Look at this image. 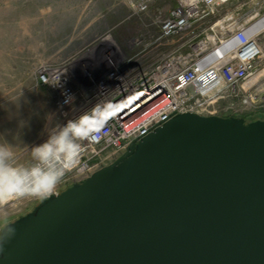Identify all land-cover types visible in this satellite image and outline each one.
<instances>
[{
  "label": "water",
  "instance_id": "obj_1",
  "mask_svg": "<svg viewBox=\"0 0 264 264\" xmlns=\"http://www.w3.org/2000/svg\"><path fill=\"white\" fill-rule=\"evenodd\" d=\"M3 234L0 264H264V120L174 115Z\"/></svg>",
  "mask_w": 264,
  "mask_h": 264
},
{
  "label": "built area",
  "instance_id": "obj_2",
  "mask_svg": "<svg viewBox=\"0 0 264 264\" xmlns=\"http://www.w3.org/2000/svg\"><path fill=\"white\" fill-rule=\"evenodd\" d=\"M177 2L159 24L155 48L167 44L168 54L158 67L161 70L151 68L133 82L123 79L101 92L111 100L93 102L99 97L96 91L74 81L73 73L63 71L62 65L40 70L38 84L55 97L64 144L14 176L20 183H33L22 193L10 187L14 201L39 202L57 196L65 187L116 162L132 143L174 115L262 116L264 27L257 25L264 20V0ZM209 15L212 22L207 20ZM168 21L173 23L171 34L162 32ZM244 53L248 54L242 57ZM87 87L90 90L84 93Z\"/></svg>",
  "mask_w": 264,
  "mask_h": 264
},
{
  "label": "rangeland",
  "instance_id": "obj_3",
  "mask_svg": "<svg viewBox=\"0 0 264 264\" xmlns=\"http://www.w3.org/2000/svg\"><path fill=\"white\" fill-rule=\"evenodd\" d=\"M147 1V12L135 9ZM176 6L177 0H0V230L35 206L11 198L18 179L5 169L20 176L64 144L53 94L37 83L40 70L64 62L90 69L109 36L123 48L134 41L138 51H150L160 38L158 19ZM154 60L145 54V62Z\"/></svg>",
  "mask_w": 264,
  "mask_h": 264
},
{
  "label": "bare ground",
  "instance_id": "obj_4",
  "mask_svg": "<svg viewBox=\"0 0 264 264\" xmlns=\"http://www.w3.org/2000/svg\"><path fill=\"white\" fill-rule=\"evenodd\" d=\"M215 1H218V0H215ZM230 3H227V4H230ZM147 7H148V1L145 2L144 5H142V4L139 6L137 5L135 9L136 10L139 9L140 11L144 10L143 12H147V10H148ZM143 12H141V14H144ZM170 14H172V12L168 13L166 17L170 16ZM158 15H160V16H158V18L161 17V13ZM158 20H159V24L163 21V19L160 20V18ZM207 20L212 22V17L209 15ZM172 25H173V23L168 21V23H166L163 26L162 32L164 30V32L171 34V32L174 30ZM261 26L264 27V20L259 22L257 25L258 28ZM156 27L158 28V35H160L161 34V27L160 26H156ZM175 27H178V24L175 25ZM203 27H206V26H203ZM236 32H238V31H236ZM133 42H132V44L128 43L127 48H123V47L119 46L118 44H116L115 41L109 36V43L106 45L99 46V50L97 51L98 57L93 58L90 69H89V67H86V64H85V66L81 67L80 64H77V63L76 64H73V63L68 64L66 62H64L62 64L61 69L63 71H67L71 74L73 73L72 77L74 78L73 79L74 81L89 84L90 87L96 91V93H97V95H99V97H97L95 95V97H97V98H94L93 102H98L102 99L111 100V96L108 93L100 95L101 92L105 91V89H107V88H110L111 86H113L117 82L122 81L123 79H125L126 81L133 82L135 79L144 76L146 74V72H148L151 68L158 69L160 63L168 55L167 54V44L161 45L157 48H155V45H154L153 49H151L150 51H145V50L138 51L137 48L134 47L135 42L134 43ZM233 47H235V44L230 45V48H233ZM125 49H128L129 52H132L133 54L126 53ZM146 53L148 55L152 56L153 58H155V60L152 63H150L149 61L148 62L144 61V56ZM247 54L248 53H244L242 55V57L247 56ZM170 61L174 62V59H171ZM158 70L160 71L161 68H159ZM37 83H38V80H37ZM89 90H90V88L87 87L85 89L84 93L89 92ZM54 99H55V97H54ZM137 101H139V99H137ZM259 119H261V118H259ZM245 120L247 121V119H245ZM35 178H36V176H35ZM25 184L22 180H21V183L18 180L17 185L14 186V189L17 191V188H18L19 191L22 193V191L25 190V188L29 189L33 185V183L31 181H27ZM71 186L72 185L65 187L61 192H63L64 190H66L67 188H69ZM19 191H17V192L19 193ZM41 201H43V200H41ZM41 201H39V202L35 201L33 203L36 206Z\"/></svg>",
  "mask_w": 264,
  "mask_h": 264
},
{
  "label": "clouds",
  "instance_id": "obj_5",
  "mask_svg": "<svg viewBox=\"0 0 264 264\" xmlns=\"http://www.w3.org/2000/svg\"><path fill=\"white\" fill-rule=\"evenodd\" d=\"M40 147H43V145H41V146H39V147H37V148H40ZM5 171H6V172H11V173L14 174V175H18V173H14L13 170L5 169ZM11 232H12V230L9 229L7 235H10ZM5 235H6V234L0 235V241H3V240L5 239Z\"/></svg>",
  "mask_w": 264,
  "mask_h": 264
},
{
  "label": "trees",
  "instance_id": "obj_6",
  "mask_svg": "<svg viewBox=\"0 0 264 264\" xmlns=\"http://www.w3.org/2000/svg\"><path fill=\"white\" fill-rule=\"evenodd\" d=\"M254 120H257V119H249V120H247L246 122L247 123H249V122H252V121H254ZM30 212V211H29ZM27 214V213H26Z\"/></svg>",
  "mask_w": 264,
  "mask_h": 264
}]
</instances>
